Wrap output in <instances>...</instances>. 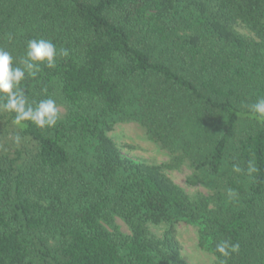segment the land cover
<instances>
[{
	"label": "trees",
	"instance_id": "1",
	"mask_svg": "<svg viewBox=\"0 0 264 264\" xmlns=\"http://www.w3.org/2000/svg\"><path fill=\"white\" fill-rule=\"evenodd\" d=\"M41 38L56 66L20 88L67 114L40 129L0 112V264H188L179 224L216 264H264V123L248 107L264 97V0H0L14 66ZM128 121L213 195L125 159L108 133ZM222 241L238 251L221 255Z\"/></svg>",
	"mask_w": 264,
	"mask_h": 264
},
{
	"label": "rangeland",
	"instance_id": "2",
	"mask_svg": "<svg viewBox=\"0 0 264 264\" xmlns=\"http://www.w3.org/2000/svg\"><path fill=\"white\" fill-rule=\"evenodd\" d=\"M246 33L244 29H239ZM59 119L66 116L67 110L60 100L56 101ZM125 159L137 163L158 167L160 171L181 187L189 195L212 196L213 191L204 184L201 174L196 173L189 164L179 168L170 169L168 166L176 156L170 150L164 148L160 143L153 141L147 130L134 121L117 123L108 133ZM115 223L120 231L129 235L128 225L119 218ZM169 229L167 225H151L150 230L156 236L162 237ZM176 239L181 248L182 259L188 264H216V259L200 245L199 231L196 226L179 224L175 227Z\"/></svg>",
	"mask_w": 264,
	"mask_h": 264
},
{
	"label": "clouds",
	"instance_id": "3",
	"mask_svg": "<svg viewBox=\"0 0 264 264\" xmlns=\"http://www.w3.org/2000/svg\"><path fill=\"white\" fill-rule=\"evenodd\" d=\"M59 55L67 57L69 51L62 48ZM57 48L46 39H32L28 42L26 58L22 61V67L14 66V60L9 51L0 48V112L6 111L14 113L13 123L24 127L25 122H31L36 127L44 129L54 127L59 119L56 101L54 99H44L38 104H32L26 98L20 88L21 82L26 74L35 77L40 70V66L47 68L56 66ZM249 109L256 114L258 122L264 123V97L259 98L255 103L250 104ZM17 142L20 137H16ZM234 170L239 172L240 168L234 166ZM249 171H256L253 162H249ZM239 245H230L227 241L217 243L215 250L227 257L230 252L238 251Z\"/></svg>",
	"mask_w": 264,
	"mask_h": 264
}]
</instances>
